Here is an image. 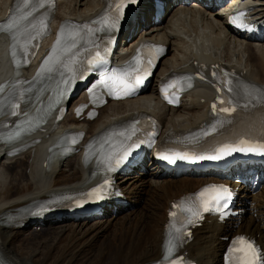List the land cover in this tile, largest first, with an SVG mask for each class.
<instances>
[{"label":"bare ground","instance_id":"obj_1","mask_svg":"<svg viewBox=\"0 0 264 264\" xmlns=\"http://www.w3.org/2000/svg\"><path fill=\"white\" fill-rule=\"evenodd\" d=\"M12 1L0 0V19ZM164 1L166 10L176 5L169 19L164 24L161 20L154 23L153 8L150 3L145 4L136 22L124 33L122 50L130 48L133 51L134 46L142 39L169 45L173 38L179 37L181 44L176 48L179 52L175 54L177 61L170 64L162 62L163 67L157 76L213 63L226 64L248 82L264 83V34L250 37L246 33H235L226 26L225 17L220 15L219 10L217 12L211 8L213 2L211 4L205 0L204 3L209 4L205 7L204 4L196 2L189 6L186 0ZM236 1H231L226 8H231ZM101 7V0H57L52 21L53 30L64 20L89 18ZM241 7L250 13L253 22H260L264 18V0H242ZM178 21H182L185 35L189 33L190 27L187 26H191L192 30L197 29V33L207 31L209 39H197L192 49L186 47L185 35L183 31H179ZM200 22L204 24L203 27H198ZM141 23L151 26L138 32ZM188 35L194 36L192 33ZM51 40L52 36L47 38L43 42V48ZM7 48V38L0 35V83H5L12 71L6 56ZM167 51L168 48L166 53ZM32 73L33 70L29 75ZM48 94L49 91H42L33 109L38 101L46 100ZM211 97L208 89L199 86L184 94L179 106L170 107L157 98L153 87L150 92H144L135 99L110 102L93 122L79 121L73 115H68L63 123H72L76 129L85 131L86 140L109 124L126 120L136 112L149 111L163 125V136L171 131L197 127L206 117L207 104ZM235 124L237 131L255 132L264 126V112L262 110L236 118ZM56 130L52 124L45 125L36 137L43 142L47 140L46 136L50 137ZM236 130L234 127L233 134H237ZM4 147L5 144L0 142V217L5 221L4 225H0V257L5 264H147L161 255L163 226L170 201L183 193L193 191L204 181L213 179V175H195L192 172L175 176L173 173L162 172L149 162L145 163L133 176L119 180L121 191L130 201L126 206L129 210L127 214L120 216L122 208L115 213L108 211L101 217H95L98 220L92 224H87V219L71 221L69 226L63 224V221L50 223V226L47 223L40 229L48 232L47 237L37 238L39 233L35 231L28 233L29 238L34 237L33 242L28 245L29 251L21 253L14 244L22 240L21 236L26 228L17 225L18 221L14 219L18 208L51 193L73 191L85 185L93 170L95 158L85 165L80 152L66 161H55L44 168L45 158L39 164L41 167L37 165L40 145L34 151H27L25 157L16 158L7 157L8 150ZM65 165L67 167L63 168ZM149 174L152 177L146 179ZM124 179L127 182L122 186ZM246 197L250 202L245 205L246 212L236 227L233 224L210 222L195 230L193 240L186 247L189 257L199 264H220V250L225 245L222 238L240 232L251 236L258 234L264 246V185L256 195ZM112 226L114 229L110 235L101 239ZM28 237L24 239L26 243L31 242Z\"/></svg>","mask_w":264,"mask_h":264},{"label":"snow or ice","instance_id":"obj_2","mask_svg":"<svg viewBox=\"0 0 264 264\" xmlns=\"http://www.w3.org/2000/svg\"><path fill=\"white\" fill-rule=\"evenodd\" d=\"M25 6L28 5L29 0H23ZM47 2L49 4L53 3V0H40V6L43 7L44 3ZM130 3H135V0H129ZM122 14V8L120 9ZM32 13L31 11L27 12L25 15L20 16L18 18L9 17L5 22L0 23V31H7L11 34L13 40V55H15V46L17 42V29L20 23V20L27 19ZM235 23V20L233 21ZM106 24V30H113L118 27L117 22ZM85 28L87 25L84 26ZM64 35V28L62 27L61 32L58 34V38L56 41V45L61 43V38ZM75 33L73 34V39L71 41V47H75ZM32 39V37L25 40V44L28 43ZM56 45L53 46L51 50L52 53H56L57 48ZM71 47L67 48L66 51H71ZM104 63V58L100 55L99 52H96L95 58L87 60V64L90 66L89 71L92 70L96 65ZM61 65L65 71L61 75L60 82L57 84L56 93L60 98H63L66 92L70 90V86L77 79V69L75 67H69L63 63V60L57 56L49 55L42 62L41 69L37 73V78L43 73H51L55 70L56 65ZM149 66L152 65L151 59L147 61ZM135 65V66H134ZM140 71L139 68V60L134 59L133 64H130L128 67L123 70L113 71L110 75L103 77L100 79L99 84L102 85L109 91V94L115 95L116 98H123V96L132 95L137 88L142 85L145 76L136 75V73ZM147 75H151L150 72ZM215 75V73H213ZM80 79H83V75L79 76ZM203 79V77H201ZM4 85H0V93L4 91ZM228 91L231 92V88H228ZM162 94L165 96V99L168 98V94L165 90L162 89ZM59 103V100L56 101ZM172 101L169 99V103ZM223 103V101H221ZM18 107V105H14L13 108ZM213 112L216 111V104L212 106ZM82 110V109H81ZM232 108L223 107L220 109L222 112H230ZM80 111V110H78ZM11 115H16V111H12ZM242 143H244L242 141ZM139 144L132 143L129 145L122 146L118 152H115L114 156L110 158V160H114L115 166H119L122 164L131 152L138 148ZM236 151H245V152H259L264 154V145H260L258 147H248V148H236L230 145H223L221 147L213 149V154L208 155H188V154H174L179 159L183 160H191L193 162L199 160H220L226 156L231 155ZM163 159L169 160L171 162H175V159L169 155H163ZM109 171L114 170V167L109 166ZM107 181H105V184ZM232 193L230 189L225 185H208L201 189L199 192L193 194L188 199V206L184 207L185 202L182 201L180 205H174V207H180L184 212L187 213L186 221H181L180 226L177 227L175 224L171 225L172 232H170V239L168 240L165 246V256L164 261L165 264H182L183 258L178 257L175 260L170 259L177 246L178 243L183 242V236H190L191 233L187 232L188 225H194L199 219L202 218L203 212L207 211H220L223 212L224 209L228 207V202L231 200ZM177 213L175 211L170 213V216L176 217ZM229 256V264H264V253H261L259 248L255 245L254 241L248 239L243 235L236 236L232 239L231 245L228 249Z\"/></svg>","mask_w":264,"mask_h":264},{"label":"rangeland","instance_id":"obj_3","mask_svg":"<svg viewBox=\"0 0 264 264\" xmlns=\"http://www.w3.org/2000/svg\"><path fill=\"white\" fill-rule=\"evenodd\" d=\"M193 2L191 1L190 3H189V6L192 4ZM176 7V5H174V6H172L171 8H169L168 10H166V13L164 14V16L161 18V22H162V24H164L168 19H169V17L171 16V14L174 12V8ZM178 23H180L179 24V26H180V30L179 31H183L184 32V35H185V28L182 26V21H178ZM151 26V24H148V25H146V26H142V23L140 24V30H138V32H140L142 29H146V28H149ZM182 26V27H181ZM204 26V24L202 23V22H200L199 24H198V27H203ZM187 27H190L188 30H189V33L191 32V31H195V30H192V27L191 26H187ZM137 32V33H138ZM189 33H187V34H189ZM187 34L185 35L186 37H187ZM184 36V37H185ZM204 38V37H203ZM179 37L178 38H173L172 40H171V43H169V45H168V51H167V53H166V55L162 58V60H161V62H160V64H159V67H158V69H157V72L156 73H158V71L163 67V63L162 62H164V61H166L167 63H175L177 60H175V54L176 53H179L178 52V50L176 49L178 46H179V44H181L180 43V41H179ZM188 38H184V41H186L185 42V45H186V47H188V48H190L189 47V42H188V40H187ZM240 40L242 39V38H239ZM174 43V44H173ZM177 50V51H176ZM174 59V60H173ZM153 86V84L149 87V90H147L146 92L148 93V92H150V88ZM19 163L17 162V165H18ZM67 167V165H65L63 168H66ZM135 174V173H134ZM132 175V174H131ZM152 177V175L151 174H149V176H147L146 177V179L147 178H151ZM135 180V179H134ZM148 181V180H147ZM126 182H127V180L126 179H124L122 182H121V185L123 186L124 184H126ZM146 182V181H145ZM129 185V184H128ZM127 185V186H128ZM141 204L143 203V201L141 200V202H140ZM128 209H123L122 210V212H121V214H120V216L121 215H125V214H127L128 213ZM96 220H98V218H91V219H87V224H92L93 222H96ZM82 221V220H81ZM70 222L71 221H63V224H66V226H69V224H70ZM78 222V221H77ZM47 225H51L50 223H48ZM33 229H34V227H28V228H26L25 229V231H24V234L21 236V239L22 240H20V241H18V242H15V248H16V250L18 251V252H26V251H29V244H31L32 242H33V239L32 238H34V237H32V238H29L28 237V233H30V232H32L33 231ZM113 229H114V226H112V227H110L107 231H106V233L104 234V236H102V238L101 239H104V238H106V237H108L109 235H110V233L113 231ZM37 231V230H36ZM36 233H39V236H36L37 238L39 237V238H45V237H47V235H48V232L47 231H44V230H42V231H37ZM82 236V235H81ZM80 236V237H81ZM25 237H28L29 239H31V242H28V243H26L25 242ZM80 237L78 238V239H80ZM28 239V240H29ZM78 241H83V240H78ZM77 249V248H76ZM75 249V250H76ZM30 254V253H29ZM29 254H27V255H29Z\"/></svg>","mask_w":264,"mask_h":264}]
</instances>
